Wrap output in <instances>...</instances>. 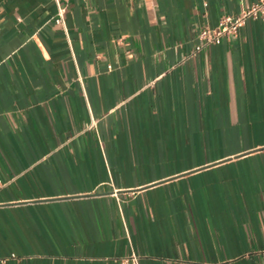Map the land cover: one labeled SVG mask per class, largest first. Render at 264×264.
Instances as JSON below:
<instances>
[{"label": "crops", "instance_id": "crops-1", "mask_svg": "<svg viewBox=\"0 0 264 264\" xmlns=\"http://www.w3.org/2000/svg\"><path fill=\"white\" fill-rule=\"evenodd\" d=\"M255 1L0 0V264H264Z\"/></svg>", "mask_w": 264, "mask_h": 264}, {"label": "built area", "instance_id": "built-area-1", "mask_svg": "<svg viewBox=\"0 0 264 264\" xmlns=\"http://www.w3.org/2000/svg\"><path fill=\"white\" fill-rule=\"evenodd\" d=\"M55 1L57 4V11L53 16V22L65 28L64 14L66 7L61 5L58 0ZM250 18H259L264 20V0H256L239 14L222 15L218 21V24L214 27L204 26L199 32V37L202 42L195 46V51H198L202 47H205L211 43L219 41L224 36L236 33L238 29ZM108 68L110 69L111 65H108ZM92 122L94 123L93 119ZM121 262L122 264H138V256L135 253H132L127 257H123Z\"/></svg>", "mask_w": 264, "mask_h": 264}]
</instances>
